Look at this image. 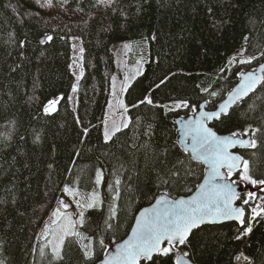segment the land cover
I'll use <instances>...</instances> for the list:
<instances>
[{
	"label": "trees",
	"instance_id": "obj_1",
	"mask_svg": "<svg viewBox=\"0 0 264 264\" xmlns=\"http://www.w3.org/2000/svg\"><path fill=\"white\" fill-rule=\"evenodd\" d=\"M42 4L45 0H0V198L6 201L0 204L3 264H49L51 257L41 258L39 249L48 242L45 226H52L49 220L63 200L65 185L76 186L81 194L96 187L107 214L108 185L116 179L114 168L125 165L120 174L121 197L116 201L125 226L111 238L117 241L126 236L137 211L149 204L136 198L138 189L137 193L127 190L128 184H138L135 178L126 179L133 158L103 140L109 82L116 69L112 43L126 41L132 49L127 61L142 65L141 73L123 93L132 124L117 136L118 143L129 145L153 113L159 120L157 139L160 129L170 127L175 117L192 114L181 109L165 116L163 107L139 105L145 97L154 105L169 107L179 100L190 104L208 100L218 105L221 96L236 84L239 75L234 73L264 61L261 57L251 66L234 63L220 72L242 49H246L244 57L264 52V0H112L110 6L98 0H52L51 7ZM48 35L52 41H47ZM73 42L83 49L75 109L68 101L74 84L70 66ZM205 88L219 95L211 97ZM52 99H59L57 110L45 114L44 106ZM205 107L214 109L211 103ZM246 110L247 105L241 104L238 110H229L223 123L212 121L210 126L214 124L218 134H230L242 132L249 123L259 125L260 111L246 117ZM137 117L139 129L135 127ZM238 151L249 159L254 176L264 179V140H258L256 149ZM138 160L142 167V153ZM97 169L103 172L99 186H95ZM200 181L197 168V176L189 180L192 191L179 195H189ZM246 190L264 196L258 187L247 185ZM256 205L264 207V201H250L246 220ZM85 215L93 222L100 220L97 209L87 210ZM257 220L247 234H241L237 222L201 226L192 231L177 254L187 252L194 264H264V219ZM104 238L111 244L107 235ZM78 249L75 244L66 249V264H80ZM157 264L173 262L162 257Z\"/></svg>",
	"mask_w": 264,
	"mask_h": 264
},
{
	"label": "snow or ice",
	"instance_id": "obj_2",
	"mask_svg": "<svg viewBox=\"0 0 264 264\" xmlns=\"http://www.w3.org/2000/svg\"><path fill=\"white\" fill-rule=\"evenodd\" d=\"M98 2L110 6L112 0ZM45 6L51 7L52 0H45L41 7ZM13 10L15 11V8ZM46 39L52 41L53 37L48 35ZM245 40H248L247 36ZM39 42L43 44L45 40L41 39ZM244 51L246 49L233 56L228 61V66L221 68L220 72L228 71V67L234 63L251 66L254 60L264 57V52H261L260 56L253 54L244 57ZM237 57L240 59L237 60ZM234 74L239 75V81L234 88L227 91L226 98L221 96L222 102L218 106L215 101L208 100H205L204 105L179 100L174 101L172 107L154 105L153 100L148 97L139 101V105L163 107L165 116L181 109H188L192 113L191 116L187 113L183 117L177 116L170 127L160 129L159 139L156 138L159 120L155 113L148 117L149 122L143 126V131L133 136L130 145L118 143L117 134L129 128L132 118L124 119L121 125L113 124L111 128L105 121L104 143L116 145L133 158V168L126 179L132 181L135 178L138 184L135 186L128 184L127 190L137 193L138 189L136 198L148 200L149 207L138 210V215L132 217L134 224L128 225L131 229L130 235L125 232L127 239L121 238L118 242L111 238L125 226L118 215L116 203L121 197L120 174L126 170L125 165L120 163L114 168L116 179L114 183L108 185L110 197L107 214L103 211L105 200L96 187H93L91 192L81 194L79 189L65 185L63 192L73 197L78 211L70 213L67 211L70 204L63 200L58 201L59 206L49 220V224L54 226L51 230L53 239L40 247L41 258L50 256L49 264H66V249L75 244L79 246L80 264H144V262L157 264L162 257L169 258L173 264H189V261L184 259L188 253L178 255L177 249L186 245L192 230L201 224L217 220H234L242 226L241 234L251 233L252 222H259L258 217L264 219V207L260 205L252 207L251 215L246 220V206L255 199L264 201V196L258 197L256 192L246 189L247 185H252L264 193V179L254 176L249 159L231 149L237 147L256 149L258 140H264V63H260L258 68H252L251 71L238 70ZM113 88L115 89V85ZM75 90L74 87L73 91ZM203 91L211 97L219 95L216 91L209 92L207 88ZM58 103L59 99L49 100L44 106V113L55 112ZM209 103L215 110H203ZM241 104L247 105L246 117L249 113L260 111L261 114L257 117L259 125L249 123L242 132L237 130L228 135L218 134L214 130V124L209 126V122L212 121L223 123L222 118L230 116L229 110L236 111ZM121 107L124 108V112L128 111L123 104ZM135 127L137 129L141 127L139 117L136 118ZM87 131L84 129L85 134ZM141 136L145 139L141 140ZM141 153L142 167L139 166L138 160ZM113 155L115 156V153ZM116 159L120 161L122 157L116 156ZM197 168L200 169L202 182L195 185V194L187 198L180 196L179 193L182 191H192L189 180L197 176ZM234 176L236 179H233ZM102 180L103 172L97 169L95 186H99ZM238 188L241 190L238 191ZM237 201L240 203L237 204ZM3 203L6 201L0 198V204ZM90 209L99 210V221L93 222L86 217L85 212ZM48 228L49 225H46V233ZM105 235L111 239V244L105 243ZM239 238L240 236L237 237ZM81 240L88 242L81 244ZM110 247L114 248V251L110 252ZM46 248L48 252L45 251ZM0 264L3 262L0 261Z\"/></svg>",
	"mask_w": 264,
	"mask_h": 264
},
{
	"label": "rangeland",
	"instance_id": "obj_3",
	"mask_svg": "<svg viewBox=\"0 0 264 264\" xmlns=\"http://www.w3.org/2000/svg\"><path fill=\"white\" fill-rule=\"evenodd\" d=\"M126 41H118L111 44V49L114 53V62H115V72L113 77L110 78L109 90H108V102L105 109L106 118L103 121V132H104V122L107 121L109 128L113 124L121 125L124 119L129 118L127 112H124V108L121 107L123 102V93L129 83L141 73L142 65L139 61L135 63H129L127 60L129 54H131V47L129 44H126ZM71 69L74 75V84L70 90L68 101L72 109L76 108V94L73 91V88H76V79L82 72L81 67V46L77 42H73L71 45ZM115 85V89L113 88ZM125 106V105H124ZM72 188H77L76 186H69ZM63 201L69 203L70 207L67 209L70 213H75L78 211L76 209L75 202L73 197L67 194H64ZM54 226L48 228L49 237L48 240H52L53 236L51 235V230ZM48 234V233H47ZM47 234H45L47 236Z\"/></svg>",
	"mask_w": 264,
	"mask_h": 264
},
{
	"label": "water",
	"instance_id": "obj_4",
	"mask_svg": "<svg viewBox=\"0 0 264 264\" xmlns=\"http://www.w3.org/2000/svg\"><path fill=\"white\" fill-rule=\"evenodd\" d=\"M260 63H264V61H262V62H260ZM259 63V64H260ZM259 64L255 67V68H258L259 67ZM249 71H251V70H249ZM244 72H247V71H244ZM238 81H239V79H238ZM236 86V85H235ZM234 86V87H235ZM233 87V88H234ZM227 97V95L225 96V98ZM222 102V101H221ZM220 102V103H221ZM205 104V102H202V103H200V105H204ZM219 104V103H218ZM218 106V105H217ZM203 110H207L206 108H204ZM213 110H215V109H213ZM192 115V114H191ZM191 115H189V116H191ZM180 117H182V116H180ZM177 117H175L174 119H176ZM209 124H210V122H209ZM220 135H228V134H220ZM237 148H240V147H237ZM231 151H233V149H231ZM234 152V151H233ZM237 153V152H236ZM239 154V153H238ZM223 171V170H222ZM200 182H202V180L200 181ZM199 182V183H200ZM241 187H243V185L241 184ZM238 191H240L241 190V188H238L237 189ZM195 192H196V188H195V190L191 193V194H189V195H187V196H182V197H184V198H187V197H189V196H192V195H194L195 194ZM239 204V203H238ZM145 207H149V205H147V206H143L142 208H140L139 210H142L143 208H145ZM135 215H138V211H137V213L135 214ZM134 219H133V222H132V224H134ZM226 222H237V223H239L238 221H234V220H217V221H215V222H206V223H204V224H201L199 227H201V226H204V225H213V224H222V223H226ZM199 227H197V228H199ZM197 228H195V229H197ZM195 229H193V230H195ZM192 230V231H193ZM130 232H131V229H129V231H128V234L130 235ZM192 233V232H191ZM191 233H190V235H191ZM190 235H189V237H190ZM123 239H127V235L123 238ZM121 241V239L120 240H118V242H120ZM109 251L110 252H112V251H114V248H112V247H110L109 248ZM179 255H182V254H179ZM184 259L185 260H188L189 261V264H193L192 263V261L188 258V257H184Z\"/></svg>",
	"mask_w": 264,
	"mask_h": 264
},
{
	"label": "bare ground",
	"instance_id": "obj_5",
	"mask_svg": "<svg viewBox=\"0 0 264 264\" xmlns=\"http://www.w3.org/2000/svg\"><path fill=\"white\" fill-rule=\"evenodd\" d=\"M251 70H252V69H251ZM247 71H249V70H247ZM211 76H212V75H211ZM238 79H239V77H238ZM237 82H238V80H237ZM237 82H236V84H237ZM236 84H235V85H236ZM235 85H234V86H235ZM234 86H233V87H234ZM226 95H227V94H226ZM224 98H225V97H224ZM221 101H222V100H221ZM221 101H220V102H221ZM220 102H219V103H220ZM205 108H206V107H205ZM207 110H208V109H207ZM212 110H213V109H212ZM182 117H183V116H182ZM210 123H211V122H210ZM209 126H210V124H209ZM242 138H244V137H242ZM238 149H243V148H235V149H233V151H234V152H237V153H239V154H241V153L238 151ZM190 194H191V193H190ZM186 196H187V195H186ZM238 203H239V202L237 201V204H238ZM148 205H149V204H148ZM146 206H147V205H146ZM180 254H182V253H180ZM192 263H193V262H192ZM193 264H194V263H193Z\"/></svg>",
	"mask_w": 264,
	"mask_h": 264
}]
</instances>
